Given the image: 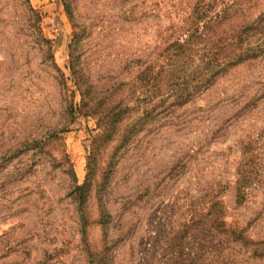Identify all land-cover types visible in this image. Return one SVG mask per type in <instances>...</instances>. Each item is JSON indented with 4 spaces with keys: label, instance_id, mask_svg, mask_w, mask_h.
Returning <instances> with one entry per match:
<instances>
[{
    "label": "rangeland",
    "instance_id": "rangeland-1",
    "mask_svg": "<svg viewBox=\"0 0 264 264\" xmlns=\"http://www.w3.org/2000/svg\"><path fill=\"white\" fill-rule=\"evenodd\" d=\"M69 1L73 19L62 0H0V264H188L218 249L237 264H264L218 243L205 218L216 200L227 227L264 243L263 53L187 104L158 108L127 145L115 136L96 153L100 117L79 111L69 70L78 32L94 95L124 101L135 122L157 103L171 106L185 80L196 85L203 45L184 58L170 45L195 30L197 8L207 21L195 35L221 15L227 38L264 13V0ZM143 72L158 75L157 92ZM92 152L98 178H109L100 198L111 219L104 230L93 189L85 241L72 189L85 183ZM243 170L251 184L241 189Z\"/></svg>",
    "mask_w": 264,
    "mask_h": 264
},
{
    "label": "trees",
    "instance_id": "trees-1",
    "mask_svg": "<svg viewBox=\"0 0 264 264\" xmlns=\"http://www.w3.org/2000/svg\"><path fill=\"white\" fill-rule=\"evenodd\" d=\"M67 11V14L71 19V3L69 0H62ZM194 13L198 16L194 23V29L192 32L188 31L189 36L185 42H175L170 45V48H175L176 56L178 57H188L186 53L192 51V47L196 43L203 45L202 54L200 56L201 64L197 66V77H195L196 85H191V81L185 80L180 86V92L176 96L174 103L167 108L159 105L152 106V110H147L144 112L142 118L135 122H129L130 115L133 112V108L127 105L122 100H109L106 98H98L94 95L93 86L90 83L89 78L84 73L80 66L81 57L79 53V43L81 42L82 34L75 32L73 41L70 46V62L69 70L71 77L73 79L74 85L80 92L82 97V104L79 111L84 115H98L100 117L99 123L100 127L103 129V136L99 139V144L95 145L96 151H100L105 145L109 143V140L113 139L115 136L121 138V146L127 145L131 141V137L138 132L139 125L144 123L147 119L156 113L157 109L162 107L163 112L167 113L172 106L179 107L187 104L191 98L198 92L206 89L213 81L225 74L227 69L231 68L237 63L246 61L247 59L258 58L261 53L264 54V13L261 14L253 22H246L237 26L238 30L235 31L230 37L223 38L220 36L221 32L226 24L228 17L217 16L216 18H211L210 22H205V32L196 34L197 28L205 20L204 9L197 8ZM224 13V12H223ZM224 14H227L225 11ZM232 26V24H231ZM233 27V26H232ZM208 28L217 29L216 38L211 40L210 36L207 35ZM224 31V29H223ZM224 34H227L224 31ZM252 38H257V47L253 48L248 46V42ZM143 72L141 75V81L146 83L151 77V84L153 91L157 92L159 89V79L158 75L154 72ZM143 79V80H142ZM193 80V79H192ZM111 97V96H110ZM71 111L75 114L74 106L71 107ZM159 113V112H158ZM155 115V114H154ZM125 128V129H124ZM61 132L64 130H60ZM105 134V135H104ZM98 143V141H97ZM41 143H39L40 145ZM37 142H34V148L39 147ZM41 149V148H40ZM96 156L94 152L91 153L89 157V175L82 185L75 184L72 189V197L77 205V211L80 215L81 225L83 229V239L86 241V228L88 226V214L87 207L90 199V194L93 189L97 190L99 202L101 203V225L104 230L107 229L111 216L106 213V208L102 205V199L100 198L101 191L103 190L105 183L108 181V176L105 172L102 173L101 180L98 178V164L95 165ZM75 180V174L73 175ZM242 179L239 180V187L241 189L246 188L251 183L249 178L246 176V172H242ZM243 199V198H242ZM208 218L207 222L210 228L213 229L219 242L224 244H233L235 249L237 246L240 250H247L251 253V256L257 260L264 262V243L254 242L246 235L245 229L230 228L224 221V211L223 206L220 202L213 200L210 204V208L205 215ZM108 248V247H106ZM105 248V249H106ZM226 249V248H225ZM231 254H224L223 250L218 249L212 260L208 261L204 258L198 260H190L188 264H237L235 258H231ZM104 262V258L101 260ZM106 261L105 264H107Z\"/></svg>",
    "mask_w": 264,
    "mask_h": 264
}]
</instances>
